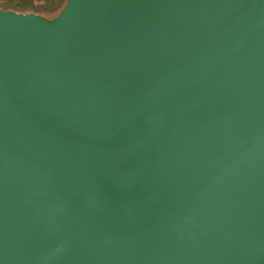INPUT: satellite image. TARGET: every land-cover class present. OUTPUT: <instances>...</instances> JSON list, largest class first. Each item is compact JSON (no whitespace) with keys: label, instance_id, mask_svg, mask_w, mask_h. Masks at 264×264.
<instances>
[{"label":"water","instance_id":"water-1","mask_svg":"<svg viewBox=\"0 0 264 264\" xmlns=\"http://www.w3.org/2000/svg\"><path fill=\"white\" fill-rule=\"evenodd\" d=\"M0 264H264V0L0 11Z\"/></svg>","mask_w":264,"mask_h":264},{"label":"rangeland","instance_id":"rangeland-1","mask_svg":"<svg viewBox=\"0 0 264 264\" xmlns=\"http://www.w3.org/2000/svg\"><path fill=\"white\" fill-rule=\"evenodd\" d=\"M68 0H64L62 7L57 10L54 3L47 2L46 0H32L31 5L19 3V1L6 2L5 4H0V11L7 13L16 14H34L46 21H54L57 19L64 11Z\"/></svg>","mask_w":264,"mask_h":264},{"label":"trees","instance_id":"trees-1","mask_svg":"<svg viewBox=\"0 0 264 264\" xmlns=\"http://www.w3.org/2000/svg\"><path fill=\"white\" fill-rule=\"evenodd\" d=\"M16 2V1H19V3H23L22 5H25V4H28V5H31L30 2L32 0H0V4H5L6 2ZM47 2H50V3H54V5L57 7L56 9L59 10L63 3H64V0H46Z\"/></svg>","mask_w":264,"mask_h":264}]
</instances>
